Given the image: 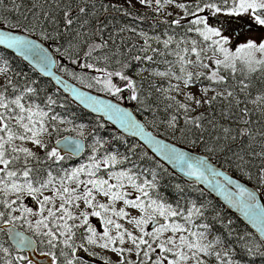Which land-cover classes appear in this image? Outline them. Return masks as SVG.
Instances as JSON below:
<instances>
[{
	"label": "snow or ice",
	"instance_id": "1",
	"mask_svg": "<svg viewBox=\"0 0 264 264\" xmlns=\"http://www.w3.org/2000/svg\"><path fill=\"white\" fill-rule=\"evenodd\" d=\"M137 2L166 16L158 21L166 26L161 32L149 35L128 25L108 31V15L132 13L106 0H31L27 8L24 0H0V28L12 18L9 30H0L5 46L0 52L14 49L57 85L50 93L37 80L21 79L22 72L13 74L7 55H0V264H38L37 254L48 264H264V206L256 207L255 193L207 156L147 130L163 126L173 141L230 153V162L249 179L253 161L259 160L255 178L264 184V0ZM220 15L247 17L249 31L259 35L240 33L233 40V28L212 24ZM124 32L142 43L120 36ZM45 41L55 45L52 51ZM53 68L113 99L71 85ZM124 101L136 114L122 106ZM72 102L142 143L129 144L130 155L121 156L107 149L101 153L107 141L93 136L96 146L88 162L63 168L83 142L65 137L62 154L46 137L59 133V124L73 123L55 111ZM138 150V159L156 163V171L145 169L150 178L141 179L132 161ZM156 157L195 178L194 190L200 183L220 189L257 227L259 238L234 232L232 221L225 223L219 213L209 219L211 205L170 203L163 184L172 173ZM125 163L131 167L117 168ZM174 190L177 197L187 191L179 184Z\"/></svg>",
	"mask_w": 264,
	"mask_h": 264
},
{
	"label": "trees",
	"instance_id": "2",
	"mask_svg": "<svg viewBox=\"0 0 264 264\" xmlns=\"http://www.w3.org/2000/svg\"><path fill=\"white\" fill-rule=\"evenodd\" d=\"M106 2H108V1H106ZM109 3H111V2H109ZM7 6L11 7V5H7ZM120 6H122V5H120ZM24 7H26V8L31 7V0H24ZM122 7L127 9V11L131 12L132 16L126 17V16H122L121 14L112 12L110 15H108V21H110V23L108 25V31H116L120 27L128 25L131 27H136L138 30H143L144 32H147L149 35H154V34H158L159 32H161L166 27L165 25L158 23L159 20H163L159 17H153L152 15L147 14L145 12L132 10V9H129L125 6H122ZM5 15H7V13H5ZM137 15H143L144 19L143 20H135L134 17ZM11 19H12L11 16H9L8 19L5 20V22L3 24V28H10L9 21ZM101 19H103V17H101ZM13 30L18 31V32H22L20 29H13ZM120 36H123L125 39L130 38L131 41H134V42L142 43V41H140L138 37H136L135 35H132L128 32L121 33ZM119 38L120 37L118 36L117 37L118 42H119ZM44 43H46L52 50L55 47V45L52 44L51 41H45ZM5 54L7 55V58L9 60L10 64L12 65L13 74H15L16 72H22L21 79L25 76L30 77L33 80L39 81L40 87L42 89L47 90L50 93H55L56 88L53 86V84L49 80H46V79L40 77L39 75H37L31 68H29L27 65L22 63L19 59L13 57L10 53L0 52V55H5ZM57 58H58V54H57ZM59 72L64 75V73L62 71L59 70ZM64 76L66 78L76 82L71 77L66 76V75H64ZM79 85L83 86L82 84H79ZM89 90H92L94 92H98L96 89H89ZM98 93H101V94L107 96L103 92H98ZM42 95H43V93H42ZM60 95L64 96L61 92H60ZM110 98H112V97H110ZM122 103L127 105V106H130L134 110V106L132 104H130L129 102L124 101ZM55 111L59 112L62 117H65L66 119L72 120L73 121V123L71 124L72 126H78L80 124H88V125L92 126L94 128L95 135L98 134L100 137L106 139L108 141V147L117 150L122 155H125V154L130 155V153L127 152L128 145L133 144V143H137L133 139L126 138V137L122 136L120 133H118L116 130H114L111 126H109L108 124H105L101 119H99L95 116H92L91 114L85 112L84 110H82L81 108H79L78 106H76L73 103L66 104V107H64V108H56ZM218 111H219V108H217V112ZM158 115L161 118H163L164 113H163L162 109L158 113ZM137 116L142 121L145 119L144 115L137 114ZM147 119L151 120V116H148ZM100 124H103V127H101ZM148 128L152 129L153 131H155L157 133H164V135L162 137H164L170 141H173V139L171 137L167 136L163 126L155 128L154 126L149 125ZM65 135H71V132L66 133L60 129L59 133H53V138L55 140L57 138L65 136ZM125 140H127V142H128L127 144L124 143ZM173 142L178 143L180 145H183L187 148H190L192 150H195L197 152H200V153L208 156L217 165L222 167L224 170H226L230 174H232V175L240 178L241 180L246 181L249 184H251L254 188H256L258 190V192L261 194V196L264 200V184L259 183L257 181V179L255 178L256 167H258L260 164L259 160L253 161V164L255 165V167H252V178L249 179L248 176H246V175L242 174L240 171H238L235 168V165L230 162V160H229L230 153H220V152L208 153L207 150L199 144L196 146H193L190 143H183L179 140H175ZM140 154H141V152L138 150L137 156H132V161H134L136 163V165L139 169V172L141 174V179L150 178L149 171H145V169L156 171L157 170L156 169V163H155V161L148 160V159H145V160L138 159V156ZM149 155L151 156L150 153H149ZM74 162L75 161L72 158L68 157L65 161L62 162V167L65 169H69ZM118 167L119 168H128V167H131V163H125L122 165H118ZM134 171H136V169H134ZM169 173H171V172L169 171ZM165 181H166V183L163 184V194L166 195L168 201L170 203H172L174 206L178 205L180 208H185V207L190 206V203H188V202H191V201H195L197 203H204L205 205H211L210 212L208 215L209 219H212L216 213H219L220 216L224 219L225 223L228 220L232 221L234 232H237L240 235H244L246 233H251V234H253V236H255V234L251 230H249V228L244 223H242L235 215L228 212L218 201H216L214 198H212L204 190H203V195H201L200 191L198 190L201 188L198 187L197 185H195V189H197V190H194L193 184L185 183L184 181H182L181 179L176 177L174 174H171V175L166 174L165 175ZM177 184L183 186L187 190L185 192V194L181 197H177L175 190H174V186ZM217 227H220V225L218 224ZM234 238L235 237H233V239ZM98 264H102V261H99Z\"/></svg>",
	"mask_w": 264,
	"mask_h": 264
},
{
	"label": "water",
	"instance_id": "3",
	"mask_svg": "<svg viewBox=\"0 0 264 264\" xmlns=\"http://www.w3.org/2000/svg\"><path fill=\"white\" fill-rule=\"evenodd\" d=\"M0 30H4V31H7L9 30V28H0ZM14 34H25V33H22V32H18V31H15L13 29H11ZM44 46L45 47H48L49 46L47 44L44 43ZM5 46L3 45H0V49H4ZM50 51H52L50 48H49ZM7 52L10 53L13 57L19 59L22 63H24L25 65H27L29 68H31L37 75L41 76L42 78L46 79V80H49L55 87H57V85L55 84V81L51 78V77H45L43 76L38 69H35L33 67V64L30 60H25L23 57L19 56L14 49H7ZM57 58V57H55ZM53 72L57 75V76H61L63 77L65 80H67L71 85L75 86V87H79L81 90L83 91H87L89 92V94L91 95H98L100 96L101 98H105V99H113V98H110V97H106L104 95H101L99 93H96V92H92L86 88H83L82 86L78 85L77 83L67 79L65 76H63L60 72H58V70L56 68H53L52 69ZM61 93H63L66 97H68L69 100H71V96L69 93H65L63 92V90L61 89ZM73 104H75L76 106L80 107L82 110H84L85 112L95 116V117H98L100 118L101 114L99 113H95V112H92L90 109H87L85 108L82 104H80L79 102H72ZM122 106H125V107H128L130 111H134L131 107L125 105V104H122ZM134 114L135 111H134ZM137 119H140L138 116H137ZM141 120V119H140ZM103 122H105L106 124H109L111 127H113L118 133H120L121 135L127 137V138H131L133 140H135L137 143H142V141L139 140V137H133L131 136L130 134L126 133L124 131V129H122L118 124H114L110 121H107L106 118L104 120H102ZM147 130L149 131H153L152 129L148 128ZM65 137H68L72 140H79V141H82L83 142V148L79 151V154L78 155H71V157L75 158V159H79L81 156H83V154L85 153V149H86V146H87V143L85 141V139L83 138H79V137H74V136H70V135H66V136H63L61 138H58L57 140H60L61 143L59 145H56L55 142L53 143V146H57L61 151H62V154H66L64 152V138ZM161 138H164V137H161ZM166 140V142H173V141H170L166 138H164ZM178 144V143H177ZM178 146L182 147L184 150L186 151H190L193 155H199V156H206L200 152H197L195 150H192L190 148H187L183 145H180L178 144ZM148 152L153 155V153L151 152V149H148ZM208 157V156H207ZM209 158V157H208ZM156 160H158L160 163L164 164V166L172 173L174 174L176 177H178L179 179H181L182 181H184L185 183H188V184H193L195 178H189V177H186L184 176L178 169H174L172 167L171 164H168L166 161H163L161 160L159 157H156ZM210 160V163L213 164V166L217 167L219 170L225 172L226 174H228L229 176L232 177V179H235L237 180L240 184H242L244 187L248 188L249 191L251 192H254L255 193V197H256V207L259 208L261 206H264V200L261 196V194L258 192V190H256L251 184L239 179L238 177L228 173L226 170H224L222 167H220L219 165H217L213 160ZM217 179H220V178H217ZM209 180H211V177H209ZM198 187H200L201 189H203L206 193H208L212 198H214L216 201H218L228 212L232 213L233 215H235L242 223H244L248 228L249 230H251L255 236L257 238H259V231L257 229V227L252 223V221L249 219L248 216H245L244 214V211L241 210V208L239 207H236V206H230L228 201L225 199L224 195L221 194V190L220 189H213L211 184L209 183H200L197 185ZM229 191L235 193L237 190L235 189L234 186H231L229 187ZM27 234V233H26ZM34 259L38 262V264H48V261L41 258L38 254L34 257Z\"/></svg>",
	"mask_w": 264,
	"mask_h": 264
},
{
	"label": "rangeland",
	"instance_id": "4",
	"mask_svg": "<svg viewBox=\"0 0 264 264\" xmlns=\"http://www.w3.org/2000/svg\"><path fill=\"white\" fill-rule=\"evenodd\" d=\"M106 1L125 6L129 9H132V10L145 12L147 14L152 15L153 17H159L161 19L166 18V16L164 14L157 15L152 8L140 5L137 2V0H133L132 5H129L127 3V0H106ZM172 11L174 13L179 12V10H176V9H172ZM247 20H248L247 17L240 18V19H237V18L226 19L223 15H220L219 17H212L211 18V22L215 27L223 28V29H227L228 27L233 28V30H234L233 35H232L233 40H235L236 35L240 34V33H244V34L248 35L249 37H255V36L259 35V32H257V31H251V32L249 31L250 23L247 22ZM239 42L243 43L244 40L241 39ZM0 66H2V65H0ZM2 78H3V74H0V79H2ZM193 91H195V89H193ZM80 125H84V127L80 128L79 127ZM80 125L72 126L71 124H67V123L58 125L62 131L66 132V133L71 132L70 136L85 138L86 141L88 142L87 150H86L85 154L80 159L75 160V162L72 164V166L69 169L77 167L81 164L88 162V158L91 155V149H92V147L96 146L94 144V141H93V136H95L96 139H99L102 141H107L106 139L100 137L98 134L95 135L94 128L92 126H90L88 124H80ZM81 133H83V135H81ZM46 139H48V141H49V146L50 147L53 146V143L55 141L53 138V135L51 137H46ZM104 149H107L109 152L117 151L113 148L108 147V141H107V143L104 144V148L101 149V153L104 151ZM121 156H123V155L121 154ZM117 168H119V167L117 166ZM113 170H117V169H113ZM135 194L136 193H133V195H135ZM126 226H128V225H126ZM128 227H130V226H128Z\"/></svg>",
	"mask_w": 264,
	"mask_h": 264
}]
</instances>
